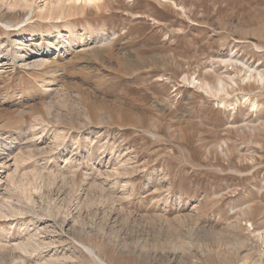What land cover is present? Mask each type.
<instances>
[{
  "label": "rangeland",
  "instance_id": "rangeland-1",
  "mask_svg": "<svg viewBox=\"0 0 264 264\" xmlns=\"http://www.w3.org/2000/svg\"><path fill=\"white\" fill-rule=\"evenodd\" d=\"M30 2L0 23V264H264V0ZM29 38L48 66L7 56Z\"/></svg>",
  "mask_w": 264,
  "mask_h": 264
},
{
  "label": "bare ground",
  "instance_id": "bare-ground-1",
  "mask_svg": "<svg viewBox=\"0 0 264 264\" xmlns=\"http://www.w3.org/2000/svg\"><path fill=\"white\" fill-rule=\"evenodd\" d=\"M68 1L70 2V4L68 3L69 5H71V4H74L75 5L76 3L80 2V1H81V3H84L85 4V3H92V2H95L97 0H45L44 6L42 8L39 7L40 9H38V11H40L42 13L43 11L45 12V10H47L48 11V14H50V12H52V10L54 11V10L59 9L63 4H65ZM31 4L32 3L30 2V0H0V23L3 24L5 26V28L7 27V29L8 28L9 29H13L12 31L15 32V33H17V32L20 33V31L24 30L23 29L24 27H21L20 24H22V22L24 23L23 19L26 16V10H29L33 6V5L31 6ZM77 5H79V3ZM79 7H80V5H79ZM3 8H4V11L5 12H9V11L10 12L11 11L13 12V11H15L16 15L17 16H20L21 19L18 20V22L17 21H14V20H11V19H7L8 16L5 19L4 18V15H2V9ZM57 18H59V16ZM31 19H32V16L27 19V22L30 21ZM60 19H62V18H60ZM55 21H56V18H55ZM62 21L64 22L65 20H62ZM65 22H68V21H65ZM52 23H54V22L52 21ZM28 24H30V23H28ZM30 25H32V24H30ZM50 26H51V24H50ZM9 31H11V30H9ZM31 39L32 38H29V39H16L13 42V46H12L13 49H6L5 48L4 51L7 54V56L12 51L13 52L12 53L13 55L11 57L12 58H15L17 61H19L20 63H22L24 66H29V67H33V68H39V67H42L44 65H47L48 66L50 63L48 62L49 60H47V58H46L47 57L46 56V53L44 55V53L39 50L40 49V47H39L40 46V43L38 44V42L36 41V43H34L32 45L33 42H31ZM67 40H68L67 38H63L61 35H59V34L56 33V36H54V39H52L53 42H52V47L51 48L56 49V48H59L60 46L61 47L63 46V48H65V47H67L69 45V42ZM36 48H38V49H36ZM1 53H2V50H1V45H0V54ZM262 79H264V78L262 77L260 80H262ZM20 214H22V213H20Z\"/></svg>",
  "mask_w": 264,
  "mask_h": 264
}]
</instances>
